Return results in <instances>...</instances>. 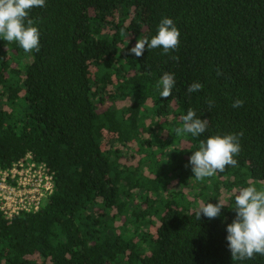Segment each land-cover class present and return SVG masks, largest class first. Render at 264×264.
Masks as SVG:
<instances>
[{"label":"trees","instance_id":"obj_1","mask_svg":"<svg viewBox=\"0 0 264 264\" xmlns=\"http://www.w3.org/2000/svg\"><path fill=\"white\" fill-rule=\"evenodd\" d=\"M163 17L178 47L130 54ZM29 18L39 51L0 40V170L31 152L55 190L38 212H0V264H264L226 241L235 194L264 188V0H46ZM189 109L208 121L199 137L176 134ZM240 132L237 164L197 181L199 142Z\"/></svg>","mask_w":264,"mask_h":264},{"label":"clouds","instance_id":"obj_2","mask_svg":"<svg viewBox=\"0 0 264 264\" xmlns=\"http://www.w3.org/2000/svg\"><path fill=\"white\" fill-rule=\"evenodd\" d=\"M45 4L46 0H0V40L7 43L15 42L25 52L39 51L41 32L29 15L31 9L42 8ZM180 36L181 32L174 20L163 17L156 34L151 39L139 38L129 52L140 57L147 46L148 50L161 48L163 53L168 54L178 47ZM174 86L175 74L165 73L157 84L161 89L160 97L171 96ZM202 87L201 83L193 82L187 91L197 92ZM243 103V100H235L232 107L239 108ZM212 104L213 102L209 101L210 107ZM183 122V128L176 130L177 135L187 133L192 137H199L205 133L208 125L207 119L198 117L193 109H189L183 116ZM242 136V132L217 134L201 140L188 162L193 177L197 181H202L217 171H224L226 166H235L237 164L235 157L241 151ZM216 200L217 203L209 202L199 209L198 220L201 214L209 219L221 214L225 204L221 199ZM233 209L236 215L226 227V241L234 261L253 259L256 255L264 256V188H258L253 184L240 188L235 194Z\"/></svg>","mask_w":264,"mask_h":264},{"label":"built area","instance_id":"obj_3","mask_svg":"<svg viewBox=\"0 0 264 264\" xmlns=\"http://www.w3.org/2000/svg\"><path fill=\"white\" fill-rule=\"evenodd\" d=\"M55 190V173L30 152L10 169L0 170V212L7 219L38 212Z\"/></svg>","mask_w":264,"mask_h":264}]
</instances>
